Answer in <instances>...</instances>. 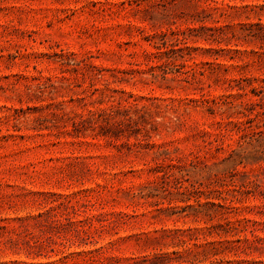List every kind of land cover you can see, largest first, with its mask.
<instances>
[{
	"label": "rangeland",
	"instance_id": "rangeland-1",
	"mask_svg": "<svg viewBox=\"0 0 264 264\" xmlns=\"http://www.w3.org/2000/svg\"><path fill=\"white\" fill-rule=\"evenodd\" d=\"M0 264H264V0H0Z\"/></svg>",
	"mask_w": 264,
	"mask_h": 264
}]
</instances>
